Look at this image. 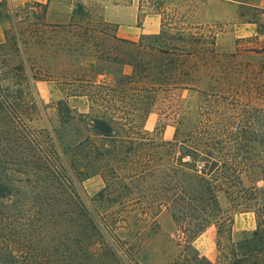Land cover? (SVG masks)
Here are the masks:
<instances>
[{"label": "trees", "instance_id": "1", "mask_svg": "<svg viewBox=\"0 0 264 264\" xmlns=\"http://www.w3.org/2000/svg\"><path fill=\"white\" fill-rule=\"evenodd\" d=\"M226 1L248 7L264 36L263 6ZM206 2L142 0L161 21L139 39L81 2L67 24L49 23L39 2L10 16L0 45V264H142L163 207L184 241L169 239L178 253L165 264H264V65L254 58L264 44L220 51L201 18ZM40 81L59 83L62 97L40 106ZM181 91L201 98L195 121L180 112ZM79 99L87 111L72 105ZM159 108L174 116L171 140L163 126L145 128ZM41 110L48 127L34 124ZM96 175L103 187L90 208L81 185ZM232 210L255 218L239 240ZM211 225L216 262L194 247Z\"/></svg>", "mask_w": 264, "mask_h": 264}, {"label": "rangeland", "instance_id": "2", "mask_svg": "<svg viewBox=\"0 0 264 264\" xmlns=\"http://www.w3.org/2000/svg\"><path fill=\"white\" fill-rule=\"evenodd\" d=\"M251 1L257 6L264 7V0H243ZM44 3L46 6V19L52 24H67L71 21L72 11L76 2L84 5L98 6L101 10V16L106 21L115 25L120 37L139 39L143 34H155L160 27L161 17L153 14L147 7H143L142 0H0V45L5 41L6 33L13 28L10 16L17 10L24 9L28 4ZM201 18L217 32V46L220 51H234L237 47L259 46L264 44V36H250L252 30L247 27L249 14L253 15L248 7L242 6L238 2L226 0H207L202 5ZM34 10H40L34 9ZM9 15V16H8ZM200 15V14H199ZM257 62L264 65V54L254 57ZM20 57H16L13 63H18ZM264 75V74H263ZM264 78V77H263ZM60 86L57 82L40 81L34 82L35 96L38 104L45 105L53 100L62 97ZM177 100L180 103V112H182L190 121H195L198 114V108L201 101L199 95L192 91H181ZM72 105L79 111H87L85 99L72 100ZM37 113L34 117V124L37 127H48L44 111ZM49 118V117H48ZM163 126L162 137L165 140H171L174 134V116L165 112L163 108L155 110L148 117L145 128L153 132L155 127ZM263 186V183H260ZM84 199L90 208H94V198L103 187V180L96 175L85 180L82 185ZM220 202L225 209H228V203L224 195L220 194ZM116 210L131 208L122 207L113 204ZM233 219V237L239 240L243 231H252L255 228V218L252 213H240L229 211ZM157 230H148L144 234V242L141 254L142 264H165L176 256L177 249L168 244L169 239L179 240V235L183 234L173 223L170 212L166 208H161L157 217ZM217 227L211 225L194 242L195 249L213 262L219 257L217 246ZM126 236L128 233L123 231ZM180 241V242H179ZM178 242L183 245V238ZM183 262L191 264L189 258Z\"/></svg>", "mask_w": 264, "mask_h": 264}, {"label": "crops", "instance_id": "3", "mask_svg": "<svg viewBox=\"0 0 264 264\" xmlns=\"http://www.w3.org/2000/svg\"><path fill=\"white\" fill-rule=\"evenodd\" d=\"M247 27L252 30L250 36L258 35V26L254 23H248ZM264 77V75H263ZM264 79V78H263Z\"/></svg>", "mask_w": 264, "mask_h": 264}, {"label": "built area", "instance_id": "4", "mask_svg": "<svg viewBox=\"0 0 264 264\" xmlns=\"http://www.w3.org/2000/svg\"><path fill=\"white\" fill-rule=\"evenodd\" d=\"M199 169H201V166H198Z\"/></svg>", "mask_w": 264, "mask_h": 264}]
</instances>
